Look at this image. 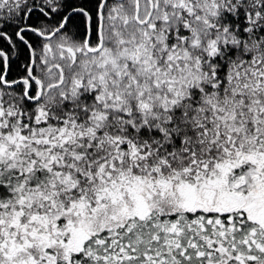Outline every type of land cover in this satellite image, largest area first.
Wrapping results in <instances>:
<instances>
[{
  "label": "snow or ice",
  "instance_id": "snow-or-ice-1",
  "mask_svg": "<svg viewBox=\"0 0 264 264\" xmlns=\"http://www.w3.org/2000/svg\"><path fill=\"white\" fill-rule=\"evenodd\" d=\"M0 264H264V0H0Z\"/></svg>",
  "mask_w": 264,
  "mask_h": 264
}]
</instances>
